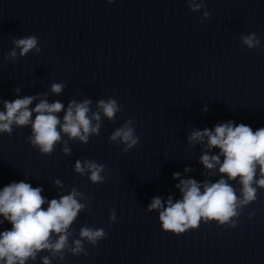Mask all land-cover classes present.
Listing matches in <instances>:
<instances>
[{"label": "clouds", "instance_id": "9594fccd", "mask_svg": "<svg viewBox=\"0 0 264 264\" xmlns=\"http://www.w3.org/2000/svg\"><path fill=\"white\" fill-rule=\"evenodd\" d=\"M115 0H107L112 4ZM189 9L196 13L206 7L205 0H187ZM211 13L203 11L202 19L207 20ZM240 42L247 49H260L261 40L255 32L241 35ZM14 48L7 53L6 59L15 61L17 56H26L34 50L39 54L42 49L36 36H26L13 39ZM19 49V53H17ZM65 85L53 83L51 92L59 94ZM14 91L19 92V87ZM37 96H25L12 101H3V111H0V133L11 136L13 125L25 127L31 125V135L28 141L33 147H38L41 154H51L57 144L62 141V134L70 140L75 139L87 144L90 136H97L102 127L101 113L109 121L115 122L116 114L122 111V105L113 98L101 99L97 102L98 110L91 111V101L85 99L77 103L71 101L67 109L59 102L49 103L40 99L34 108H30ZM65 111L61 121L57 113ZM207 111V108L204 109ZM91 112V115L89 113ZM35 113L34 120L32 119ZM95 122V123H94ZM134 118H129L121 127L116 128L109 140L117 146L123 144L122 152L127 153L136 147L140 137L133 127ZM206 140L205 151L200 157V163L207 170H216L221 178L216 182H197L195 179H182L180 173H174L178 179L176 188L182 194L175 202L169 196L167 201L161 197H153L147 205V211L155 210L164 232L181 235L189 230L199 228L201 223L215 222L217 226L235 228L244 208L257 199V190L264 189V127L255 131L243 123L235 124L232 120L220 123L213 129L193 130L189 143ZM212 149H219V153L209 155ZM63 152L70 154L71 149L64 141ZM221 157L223 161L221 162ZM105 164H99L89 159L77 160L74 171L80 176L88 175L92 184H102L107 177ZM259 170V178H257ZM185 171L190 169L185 168ZM226 177V178H225ZM229 181H238L239 195L236 188ZM62 187L59 180L54 181ZM203 189V190H202ZM40 187H33L24 181L6 185L0 190V224L7 221L10 230L0 231V264H28L35 262L41 252L49 255L42 257V264H51L52 259H65V252L73 256L88 255L84 246L87 242L96 246L105 239L108 233L103 228H91L87 225L79 229V238L69 243V229L78 214L91 203L89 197L73 188L69 194L59 199L46 198L41 195ZM88 200L89 203H81ZM47 202V208L43 205ZM254 213L249 214V219ZM116 220L115 209L110 210V224Z\"/></svg>", "mask_w": 264, "mask_h": 264}]
</instances>
